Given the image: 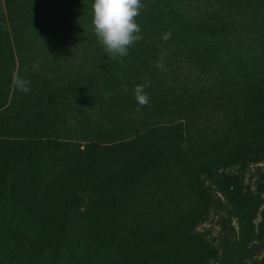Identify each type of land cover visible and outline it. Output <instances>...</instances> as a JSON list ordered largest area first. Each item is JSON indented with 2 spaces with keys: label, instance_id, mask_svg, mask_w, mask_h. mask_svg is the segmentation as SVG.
Listing matches in <instances>:
<instances>
[{
  "label": "rangeland",
  "instance_id": "1",
  "mask_svg": "<svg viewBox=\"0 0 264 264\" xmlns=\"http://www.w3.org/2000/svg\"><path fill=\"white\" fill-rule=\"evenodd\" d=\"M141 2L113 59L93 0H0V264H263L264 0Z\"/></svg>",
  "mask_w": 264,
  "mask_h": 264
},
{
  "label": "clouds",
  "instance_id": "2",
  "mask_svg": "<svg viewBox=\"0 0 264 264\" xmlns=\"http://www.w3.org/2000/svg\"><path fill=\"white\" fill-rule=\"evenodd\" d=\"M92 8V24L94 26V34L98 42L103 46L104 53L109 58H122L129 54V49L143 37L139 35L141 29L136 18L140 15L144 8L141 0H93ZM172 33L169 31L162 36L166 42L171 38ZM165 51H161L155 63V66L162 71H166L164 64ZM33 69L39 70V61L34 62ZM12 85L21 92L30 91V81L22 78L19 73L14 72L12 77ZM149 77H145L143 84L134 86V98L140 106L149 104V97L145 91L149 87ZM123 90L127 91V86H123ZM112 93L105 94V98ZM139 111V109H137Z\"/></svg>",
  "mask_w": 264,
  "mask_h": 264
},
{
  "label": "trees",
  "instance_id": "3",
  "mask_svg": "<svg viewBox=\"0 0 264 264\" xmlns=\"http://www.w3.org/2000/svg\"><path fill=\"white\" fill-rule=\"evenodd\" d=\"M189 77H190V78H193V77L190 76V75L188 76V78H189ZM118 178H119V177H116V176H115L114 178H108V180H109L110 182H111V181H114V182L116 183V182H119ZM116 179H117L118 181H117ZM263 264H264V261H263Z\"/></svg>",
  "mask_w": 264,
  "mask_h": 264
}]
</instances>
